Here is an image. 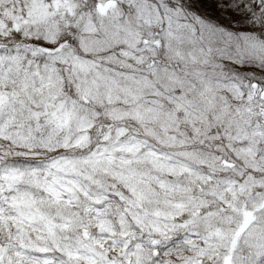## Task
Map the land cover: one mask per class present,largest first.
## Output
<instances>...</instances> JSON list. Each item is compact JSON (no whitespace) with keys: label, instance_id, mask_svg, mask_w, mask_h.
Returning <instances> with one entry per match:
<instances>
[{"label":"snow or ice","instance_id":"6c2138e0","mask_svg":"<svg viewBox=\"0 0 264 264\" xmlns=\"http://www.w3.org/2000/svg\"><path fill=\"white\" fill-rule=\"evenodd\" d=\"M0 264H264V0H0Z\"/></svg>","mask_w":264,"mask_h":264}]
</instances>
